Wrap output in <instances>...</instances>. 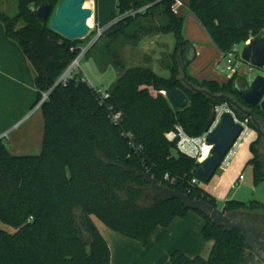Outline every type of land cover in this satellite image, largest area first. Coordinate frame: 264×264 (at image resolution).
<instances>
[{
    "label": "trees",
    "instance_id": "trees-1",
    "mask_svg": "<svg viewBox=\"0 0 264 264\" xmlns=\"http://www.w3.org/2000/svg\"><path fill=\"white\" fill-rule=\"evenodd\" d=\"M45 2L57 7V0H20L18 16L0 13L6 36L19 44L35 72L33 108L49 94L40 106L44 138L39 156H13L8 143L0 139V222L15 230H0V264H110L111 250L93 216L146 245L158 228H167L190 212L203 217V236L214 241V247L208 259L173 252L172 264H247L248 247L239 231L216 224L201 211L186 209L180 200L150 195L146 180L138 175L149 173L159 184L217 207L216 199L196 178L200 162L178 150L179 138L170 141L168 136L180 128L190 138L201 137L211 105L225 104L192 90L197 84L212 95L236 97L251 109V116H241L229 106L241 119L249 118L250 127L257 130L260 118L264 124V114L259 107L245 105L235 92L237 81L244 78L234 75L224 84L200 82L188 74L186 63L179 65L177 58L185 62L191 44L182 36L184 18L172 12L175 0H119L113 25L98 42L108 37L114 44L121 39L137 44L144 36L172 34L176 45L170 76L151 68L121 67L122 75L105 91L108 98L81 73L57 84L86 40L70 42L40 22L32 7ZM183 3L223 57L234 46L264 37V0ZM155 17L159 24L141 22ZM20 23L24 25L18 27ZM161 88L184 91L188 108L174 110ZM263 143L259 136L250 146L255 186L264 182ZM259 206L234 200L224 204L228 214Z\"/></svg>",
    "mask_w": 264,
    "mask_h": 264
},
{
    "label": "crops",
    "instance_id": "crops-1",
    "mask_svg": "<svg viewBox=\"0 0 264 264\" xmlns=\"http://www.w3.org/2000/svg\"><path fill=\"white\" fill-rule=\"evenodd\" d=\"M18 1L20 5V0H13L15 6ZM60 1L57 0V5ZM118 1L85 0L86 7L93 10V23L98 29L108 30L113 25L111 17L117 9ZM8 2L10 0H0V13L14 18L17 15V8L11 9L12 13H9L7 7H5ZM183 2H188V0H183ZM182 12L185 15L190 14L185 5L181 10ZM90 24L92 25V19L89 21ZM154 36L157 41L167 43L165 41L166 35L158 34ZM82 46L81 44L80 47ZM198 55L199 50L196 48V58ZM221 55L223 56L222 53ZM150 68L159 75L163 72H169L168 65L162 71L156 70L155 67ZM231 78L227 76L224 82L214 78L205 80H215L224 84ZM89 84L91 83L89 82ZM35 95L37 101L35 72L19 44L6 36L5 25L0 21V139H4L8 143L9 152L13 156H39L42 152L44 138L42 111L39 108L35 115L27 116L29 106L35 100ZM258 127L259 125H257ZM261 131L264 130L261 129ZM252 135H254V142L259 139L257 130L252 129L247 139ZM252 159L253 155L250 151L248 163ZM244 165L245 161H233L227 170L222 171L218 178L215 175L214 181L216 182L211 189H205L201 185L204 191L216 199L217 204L222 201L223 205L222 207L219 206L220 209L224 207L226 201H231L229 195L236 190L235 188L239 189L242 183L246 182L247 178L244 174H241ZM221 170L219 169L217 173ZM241 175L244 176V180L239 182ZM250 202L264 204L262 201ZM92 219L109 245L111 250L110 264H172L170 257L176 251L192 259L197 257L208 259L214 247V241L206 240L203 236L205 220L195 212H190L184 218H177L167 228H158L151 235L146 245L113 231L95 216ZM1 224L3 223L0 222V227ZM8 228L10 230L6 231L9 233L15 232L11 227Z\"/></svg>",
    "mask_w": 264,
    "mask_h": 264
},
{
    "label": "water",
    "instance_id": "water-1",
    "mask_svg": "<svg viewBox=\"0 0 264 264\" xmlns=\"http://www.w3.org/2000/svg\"><path fill=\"white\" fill-rule=\"evenodd\" d=\"M36 16L42 23H47L51 19L50 30L62 38L70 41H82L87 39L91 34L89 21L93 18V10L86 7L85 0H61L56 8L50 3H42ZM196 58V52L192 45L188 47L185 54V63L190 65ZM243 60L259 69H264V37L249 41L242 51ZM184 72V71H183ZM192 90L205 94L216 102H225L236 108L241 116L250 117L251 113L244 110L238 103H234L226 96H215L206 91ZM160 92L168 99L174 110H185L189 106V98L181 89L168 91L161 88ZM235 92L240 100L249 107H259L264 114V76L258 75L250 83L247 80H238ZM216 117V105H211L210 115L204 127V133H208L205 144L210 147L209 157L200 162V167L196 172L197 180L202 184H208L215 177L217 171L221 168L227 154L230 152L235 142L243 131V126L238 124L233 115L226 114L217 127L210 131ZM259 136L263 137L264 133L261 128H257ZM149 186L150 194L164 201L180 200L184 207L188 210L201 211L209 215L216 224H222L230 230H237L243 236L248 237L249 230L245 227L234 223L226 208L214 207L208 202H204L199 198L192 200L188 195L169 189L159 184L149 173H138ZM255 262V259L253 260Z\"/></svg>",
    "mask_w": 264,
    "mask_h": 264
},
{
    "label": "rangeland",
    "instance_id": "rangeland-1",
    "mask_svg": "<svg viewBox=\"0 0 264 264\" xmlns=\"http://www.w3.org/2000/svg\"><path fill=\"white\" fill-rule=\"evenodd\" d=\"M9 13H12L10 10L17 8V15L19 14V1L16 6L13 0L7 3L5 6ZM180 18H184L182 36L185 40L189 41L190 44L194 47L195 52L196 48L199 50V55L195 60L187 65L186 70L188 74L197 78L198 80L203 81L205 79H217L221 82L226 81V77L229 76L228 73L222 74L216 70L217 66L220 65L224 67L226 60L221 55L218 48L213 45L211 42L210 36L207 30L194 18L193 14L185 15L181 13ZM151 20V19H150ZM141 21L143 24L150 22L152 24H159L160 19L155 17L152 21ZM48 27L50 28L51 19L47 22ZM23 23H20L18 27L23 26ZM96 34L85 39L86 41L82 44L83 47L89 45L95 38ZM154 35L144 36L140 39V42L137 44H131L126 42V40H119L116 44L108 37L100 40L96 45L88 52V54L80 60L79 70L83 72L84 77L92 84L93 87L98 88L102 91L109 90L117 81V79L122 75L123 69L125 68H136V67H155L156 70L162 71L175 62V36L170 34L166 35L165 41L167 43H161L154 38ZM170 41L172 42L170 44ZM244 46L240 47L241 52L243 51ZM179 65L185 67L184 59L181 57L177 58ZM120 65V67L118 66ZM152 69V68H151ZM247 68L242 67L239 70V77L244 78ZM161 76L168 78L169 72L160 73ZM260 75L259 72L254 74V77ZM181 77L183 75L181 74ZM193 87V86H192ZM195 90H203V87H200L199 84L194 85ZM227 97V96H226ZM234 103H238L241 108L251 112L250 108H247L240 104L236 97L228 95ZM36 102V95L34 102L29 106L28 117L35 115L39 107L36 106L33 108ZM237 114V113H236ZM30 115V116H29ZM26 116V117H27ZM43 117V115H41ZM41 117V118H42ZM25 119V118H23ZM259 127L263 128L262 118L258 121ZM264 130V128H263ZM175 134H170L168 138H172ZM173 137V139H174ZM176 140V139H174ZM254 142V135L250 136L243 144V146L238 150L235 158L232 159L231 163L237 161H245L244 167L241 169V174L247 178L245 183L239 187H236L229 195L230 200L239 201L248 203L250 201H262L264 203V182L259 186H255L253 183V170L248 163V156L250 155V146ZM261 162L264 160V143L260 147ZM245 159V160H244ZM247 159V160H246ZM222 171H219L216 174L218 178ZM215 179L208 183H202L201 185L205 189H211L216 181ZM150 193V191H149ZM151 195V194H150ZM220 204V205H219ZM217 207H222L223 203L220 201ZM0 230H10V228L1 224Z\"/></svg>",
    "mask_w": 264,
    "mask_h": 264
},
{
    "label": "built area",
    "instance_id": "built-area-1",
    "mask_svg": "<svg viewBox=\"0 0 264 264\" xmlns=\"http://www.w3.org/2000/svg\"><path fill=\"white\" fill-rule=\"evenodd\" d=\"M183 7H184V3L182 0H175L172 6V12L174 13V15L180 16V13ZM37 10L38 8L32 7L33 12H37ZM89 27L91 28L90 36L96 34L97 35L96 38L86 47H83V46L80 47L79 56L69 66L66 72L60 77L57 84H61V83L66 84L68 81L74 79L77 74H80V73L82 74V72L79 70L80 60L83 59L88 54V52L95 46V44L98 42V40L101 38V36L105 32V30H100L95 26V24L93 23V18H92V25H89ZM240 47L241 46H234L232 48V51L228 55L224 56V59L226 60V63H225L226 65L224 67H221L220 65H218L216 70L222 74L228 73L230 77H233L234 75L239 74V70L242 67H246L247 71H246V74L244 75V80H247L251 83L255 79L254 74L256 72H259L260 75L264 76V69H259V68H256L246 63L242 58V52L240 50ZM83 78L87 80L84 76ZM103 94L105 98H108V95L105 93V91H103ZM48 96L49 94H44L42 101L38 105L39 108L48 99ZM228 113L232 114L235 121L241 126H243V131L240 134L237 141L235 142L232 149L230 150V152L225 157L224 161L222 162V165L220 168L222 170L228 169L232 159L236 156L238 150L243 146L244 142L247 140L249 133L252 130V128L250 127V123H249L250 119L249 118L241 119L236 114V112L228 104L225 103L221 105H216V117H215V121L213 125L210 128V131L214 130L217 127V125L221 122L222 118ZM207 136H208V133H203L201 137L190 138L187 135H185V133L180 128H177V133L175 134V137L173 135L172 138H169V140L174 141V139L179 138L178 150L184 155L197 159L199 162H202L201 161V156H202L201 149L203 146H206L205 141H206ZM243 180H244V176L241 175L239 177V182H242Z\"/></svg>",
    "mask_w": 264,
    "mask_h": 264
},
{
    "label": "flooded vegetation",
    "instance_id": "flooded-vegetation-1",
    "mask_svg": "<svg viewBox=\"0 0 264 264\" xmlns=\"http://www.w3.org/2000/svg\"><path fill=\"white\" fill-rule=\"evenodd\" d=\"M264 172V160L262 161ZM234 223L249 230V243L247 264H264V204L245 212L230 214ZM245 237L246 245L248 237ZM255 259V262L253 261Z\"/></svg>",
    "mask_w": 264,
    "mask_h": 264
},
{
    "label": "bare ground",
    "instance_id": "bare-ground-1",
    "mask_svg": "<svg viewBox=\"0 0 264 264\" xmlns=\"http://www.w3.org/2000/svg\"><path fill=\"white\" fill-rule=\"evenodd\" d=\"M201 151H202L201 161H204L206 158L209 157L210 147L203 146L202 149H201Z\"/></svg>",
    "mask_w": 264,
    "mask_h": 264
}]
</instances>
